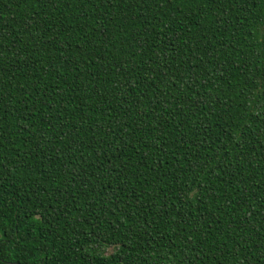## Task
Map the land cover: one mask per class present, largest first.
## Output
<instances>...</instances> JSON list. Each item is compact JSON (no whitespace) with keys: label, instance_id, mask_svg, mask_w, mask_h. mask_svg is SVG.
Here are the masks:
<instances>
[{"label":"trees","instance_id":"1","mask_svg":"<svg viewBox=\"0 0 264 264\" xmlns=\"http://www.w3.org/2000/svg\"><path fill=\"white\" fill-rule=\"evenodd\" d=\"M0 264H264V0H0Z\"/></svg>","mask_w":264,"mask_h":264}]
</instances>
